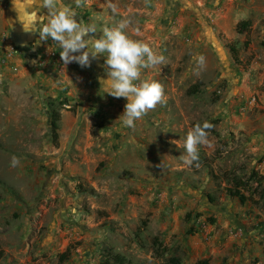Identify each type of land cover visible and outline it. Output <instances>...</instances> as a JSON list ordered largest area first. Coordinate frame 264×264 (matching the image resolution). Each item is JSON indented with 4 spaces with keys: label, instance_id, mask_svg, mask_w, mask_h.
Instances as JSON below:
<instances>
[{
    "label": "rangeland",
    "instance_id": "374dc122",
    "mask_svg": "<svg viewBox=\"0 0 264 264\" xmlns=\"http://www.w3.org/2000/svg\"><path fill=\"white\" fill-rule=\"evenodd\" d=\"M62 2L97 38L129 20L130 38L166 58L140 78L166 103L124 126L126 98L100 93L106 56L64 65L51 38L23 30L16 0H0V264H58L65 251L64 264H264V0ZM205 121L199 166H186V134Z\"/></svg>",
    "mask_w": 264,
    "mask_h": 264
},
{
    "label": "clouds",
    "instance_id": "9594fccd",
    "mask_svg": "<svg viewBox=\"0 0 264 264\" xmlns=\"http://www.w3.org/2000/svg\"><path fill=\"white\" fill-rule=\"evenodd\" d=\"M19 6V20L25 32L38 30L41 41L49 38L60 48V57L64 65L77 63L81 68L90 67L93 60L105 55L104 70L107 78H99L100 93L113 98H126L122 124L134 128L135 122L143 118L157 105L166 103L164 86L156 80H141V70L166 63L162 54L153 51L148 43L130 38L125 29L130 21L122 19L115 27H105L97 38V29L93 24L78 22L76 12L63 4L62 0H16ZM77 6L81 0H76ZM39 8H46L47 15H38ZM113 13L117 12L114 4H109ZM26 9H33L27 11ZM46 21V22H45ZM139 34V29H136ZM91 34V35H90ZM202 70L206 66L203 55L192 57ZM139 81V83H137ZM212 124L205 121L197 123L186 134L184 154L180 160L186 166L196 162L198 167V146L208 143V130ZM174 143V141H173ZM20 163L15 156L11 165Z\"/></svg>",
    "mask_w": 264,
    "mask_h": 264
},
{
    "label": "trees",
    "instance_id": "16d2710c",
    "mask_svg": "<svg viewBox=\"0 0 264 264\" xmlns=\"http://www.w3.org/2000/svg\"><path fill=\"white\" fill-rule=\"evenodd\" d=\"M61 119V112L59 110H52L51 111V127L52 132L55 138H58V131H59V122ZM228 193L230 196L239 197L244 200V197L240 194L238 190H233L232 188H228ZM69 259V251H65L64 253L60 254L59 256V263L64 264ZM171 264H182L181 258L179 257H172L170 259ZM127 260L124 256L118 254H108L107 258L102 261V264H127ZM198 264H211L208 259H203L198 262Z\"/></svg>",
    "mask_w": 264,
    "mask_h": 264
}]
</instances>
